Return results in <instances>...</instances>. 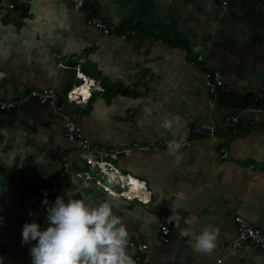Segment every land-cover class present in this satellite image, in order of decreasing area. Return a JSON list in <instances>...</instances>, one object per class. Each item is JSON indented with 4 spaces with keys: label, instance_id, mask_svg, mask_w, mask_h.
Returning a JSON list of instances; mask_svg holds the SVG:
<instances>
[{
    "label": "crops",
    "instance_id": "1",
    "mask_svg": "<svg viewBox=\"0 0 264 264\" xmlns=\"http://www.w3.org/2000/svg\"><path fill=\"white\" fill-rule=\"evenodd\" d=\"M229 1L100 0V7L120 29L138 22L187 41L191 56L220 71L236 95L264 94V8ZM78 73L92 84L102 77L106 90L90 87L86 102L67 106L70 116L89 142L131 148L117 165L146 182L150 200L112 197L74 176L50 197L46 184L63 162L71 170L86 167L83 151L64 138L63 114L49 100L0 108V264H31L36 241L21 245L22 226L35 221L46 229V207L57 197L90 207L109 203L130 234L127 253L135 264H141L136 246L142 243L148 264H264V249L232 246L234 214L264 231V111L225 100L211 104L184 48L142 33L106 36L85 23L72 0H0L1 100L18 101L27 88L62 95ZM234 115L237 121L226 126ZM165 118H176L171 130L161 127ZM202 122L216 124L219 133L195 138L176 154L179 161L168 150L146 148L187 137ZM222 146L227 158L220 156ZM164 224L171 229L167 243L159 239ZM205 228L219 231L211 253L194 248Z\"/></svg>",
    "mask_w": 264,
    "mask_h": 264
},
{
    "label": "built area",
    "instance_id": "2",
    "mask_svg": "<svg viewBox=\"0 0 264 264\" xmlns=\"http://www.w3.org/2000/svg\"><path fill=\"white\" fill-rule=\"evenodd\" d=\"M252 2V9L258 11L260 7V0H249ZM222 6H228L229 0H218ZM73 9L76 13L82 15L85 23L91 26L106 36H119L122 38H130L135 36L133 29L118 30L108 18L104 17L101 13L100 0H72ZM201 66H196L197 71L203 76L205 87L209 95V101L211 104L222 100L226 93L232 92V89L226 85L220 71L207 66L201 59ZM79 70V66H78ZM102 77H98L95 83L89 82L88 78L82 73L76 75V83L73 87L62 95L56 93L53 89H46L39 91L34 88H29L24 91L18 101H4L0 99L1 109H10L16 106L19 102L28 101L29 98H33L38 103H44L49 100L56 110L64 116L63 134L67 141L75 143L80 150L84 153L83 163L85 169L83 170H71L69 161L63 162L59 171L46 184L47 193L50 197L55 198L66 183L69 177L74 176L83 180L85 185L90 183L100 187L106 194L112 197H118L123 200L138 201L145 203V194L149 193L148 186L145 181L140 180L129 173L123 172L117 165V160L122 155H126L130 152L131 148H112L104 145H98L89 142L82 137L81 129L77 123L70 116V112L67 106L70 104H80L86 102L92 94L90 87H96V89L103 91L101 85ZM85 85L87 87L86 99L71 97V93L74 89H79ZM248 93H243L242 96H246ZM254 101H260V106L257 109L264 111V94L255 93ZM252 106V105H251ZM230 121H226L225 125H229L231 122L237 121V116H232ZM219 128L214 123L202 122L194 124L191 127L190 134L184 138H170L165 141H157L151 145L146 146L152 150H168L167 144L172 140H182V147L180 150L190 146L195 138L215 136L219 133ZM179 150V151H180ZM221 158L228 157V151L226 146L220 148ZM85 157H89L86 159ZM97 167L98 171L94 172L93 167ZM144 185V187H141ZM148 201L150 195L147 196ZM233 221L236 230V239L232 242L233 247H240L244 243H248L256 249H264V231L249 222L241 215L234 214ZM159 239L162 242H169L171 240V229L167 224H164L160 228ZM136 248L140 251L136 255V261L141 264H148L149 259L145 254L147 244H137Z\"/></svg>",
    "mask_w": 264,
    "mask_h": 264
},
{
    "label": "clouds",
    "instance_id": "3",
    "mask_svg": "<svg viewBox=\"0 0 264 264\" xmlns=\"http://www.w3.org/2000/svg\"><path fill=\"white\" fill-rule=\"evenodd\" d=\"M175 119L165 118L161 127L171 130ZM182 143L170 141L169 153L176 155ZM176 158L179 161L178 155ZM148 195L145 194V203ZM42 203L47 205L48 201ZM34 215L29 212V216ZM45 220L48 226L44 230L35 221L22 226L21 245L36 241L30 248L31 264H135L127 253L130 234L107 202L90 207L83 199L69 197L65 203L57 197L46 207ZM218 235V229L205 228L196 237L195 250L211 253Z\"/></svg>",
    "mask_w": 264,
    "mask_h": 264
},
{
    "label": "trees",
    "instance_id": "4",
    "mask_svg": "<svg viewBox=\"0 0 264 264\" xmlns=\"http://www.w3.org/2000/svg\"><path fill=\"white\" fill-rule=\"evenodd\" d=\"M124 28H122V29L118 28V30L120 31V30H125V29H133L135 31V36L137 33H139V34L142 33V34L148 35L153 40H160V41H162V42H164V43H166L172 47H182L186 50V59L188 62L194 64L195 66H201L202 65L201 62H199L196 57L191 56L190 45L187 41H173V40L164 38L160 34L154 32V30L151 27L144 25V24H141V23H138V22L134 23V24H130L129 28H125V29ZM101 85L103 88L105 87L104 86V80H102ZM109 86H111V85H109ZM113 87L111 88V90H113ZM71 88L72 87H69L67 89V91L70 90ZM27 89H25V90H27ZM104 90H106V87L104 88ZM117 91H120L122 93H126L124 91V89H121V88H118ZM222 100H225L227 105H229V106L239 107V108H244L248 105H252L254 107H259L261 104L260 101H254V95L252 93H248L246 96H242V95L239 96L233 92H229L223 96Z\"/></svg>",
    "mask_w": 264,
    "mask_h": 264
},
{
    "label": "bare ground",
    "instance_id": "5",
    "mask_svg": "<svg viewBox=\"0 0 264 264\" xmlns=\"http://www.w3.org/2000/svg\"><path fill=\"white\" fill-rule=\"evenodd\" d=\"M87 95V87L83 85L82 87H79V89H74V91L71 93V97L73 99L81 98L86 99Z\"/></svg>",
    "mask_w": 264,
    "mask_h": 264
},
{
    "label": "water",
    "instance_id": "6",
    "mask_svg": "<svg viewBox=\"0 0 264 264\" xmlns=\"http://www.w3.org/2000/svg\"><path fill=\"white\" fill-rule=\"evenodd\" d=\"M10 6H12V5H10ZM14 8L17 9L18 6L16 5V6H14ZM28 101H35V100H34L33 98H29ZM92 170H93L94 172H96V171H98V168L95 166V167L92 168Z\"/></svg>",
    "mask_w": 264,
    "mask_h": 264
},
{
    "label": "rangeland",
    "instance_id": "7",
    "mask_svg": "<svg viewBox=\"0 0 264 264\" xmlns=\"http://www.w3.org/2000/svg\"><path fill=\"white\" fill-rule=\"evenodd\" d=\"M260 7L264 8V0H260Z\"/></svg>",
    "mask_w": 264,
    "mask_h": 264
}]
</instances>
